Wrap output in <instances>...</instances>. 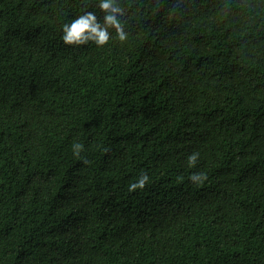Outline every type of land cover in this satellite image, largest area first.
Listing matches in <instances>:
<instances>
[{"label":"trees","instance_id":"obj_1","mask_svg":"<svg viewBox=\"0 0 264 264\" xmlns=\"http://www.w3.org/2000/svg\"><path fill=\"white\" fill-rule=\"evenodd\" d=\"M0 264H264V0H0Z\"/></svg>","mask_w":264,"mask_h":264}]
</instances>
